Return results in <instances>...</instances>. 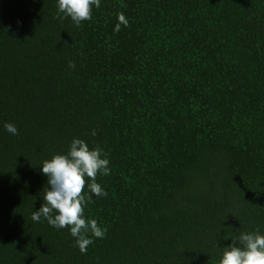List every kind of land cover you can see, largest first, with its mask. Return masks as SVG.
<instances>
[{"label":"trees","instance_id":"obj_1","mask_svg":"<svg viewBox=\"0 0 264 264\" xmlns=\"http://www.w3.org/2000/svg\"><path fill=\"white\" fill-rule=\"evenodd\" d=\"M62 15L0 0V264H217L234 235L264 233V0H101L81 27ZM73 138L111 168L85 209L106 234L85 253L31 220L39 167Z\"/></svg>","mask_w":264,"mask_h":264},{"label":"clouds","instance_id":"obj_2","mask_svg":"<svg viewBox=\"0 0 264 264\" xmlns=\"http://www.w3.org/2000/svg\"><path fill=\"white\" fill-rule=\"evenodd\" d=\"M57 12L63 14L59 18H68L76 27L84 21L92 19V10L101 7V0H56ZM118 22L113 31L119 32L121 25L128 26L123 13L117 14ZM69 67L75 68L69 61ZM4 129L11 135H18L15 124L6 122ZM91 135H97L96 130ZM110 160L99 146L90 147L80 138H73L64 154H55L42 162L39 167L47 178L43 188L44 203L32 211L31 220L41 222L56 229L67 228L74 238L75 246L85 253L95 238H104L106 229L99 226L94 218L85 215V209L92 203V196L107 197L108 192L97 182V176L111 174ZM87 188V191H85ZM231 242L218 254L217 264H264V233L258 229L241 231L234 235Z\"/></svg>","mask_w":264,"mask_h":264}]
</instances>
